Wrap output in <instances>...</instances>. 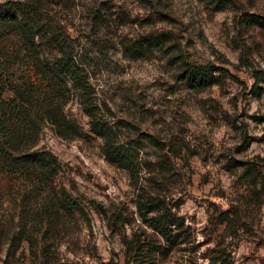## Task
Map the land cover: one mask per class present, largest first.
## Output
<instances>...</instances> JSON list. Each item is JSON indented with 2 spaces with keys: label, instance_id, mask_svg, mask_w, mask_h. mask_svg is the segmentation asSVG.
Returning <instances> with one entry per match:
<instances>
[{
  "label": "rangeland",
  "instance_id": "374dc122",
  "mask_svg": "<svg viewBox=\"0 0 264 264\" xmlns=\"http://www.w3.org/2000/svg\"><path fill=\"white\" fill-rule=\"evenodd\" d=\"M41 1L82 77L61 81L79 134L43 128L49 186L0 168V264H264V0Z\"/></svg>",
  "mask_w": 264,
  "mask_h": 264
},
{
  "label": "trees",
  "instance_id": "16d2710c",
  "mask_svg": "<svg viewBox=\"0 0 264 264\" xmlns=\"http://www.w3.org/2000/svg\"><path fill=\"white\" fill-rule=\"evenodd\" d=\"M44 5L41 0L0 2V168L7 172L41 169L39 186L45 187L54 181L59 163L50 150L37 147L42 130L50 125L63 138L79 134L65 112L67 99L61 81L82 82V77L63 34L55 31L45 15ZM246 20L264 24L255 16ZM188 77L199 87L208 86L214 78L202 67ZM85 104L91 128L104 138L108 155L123 163L124 156L116 151L109 126L92 105ZM62 197L70 208H79L68 195ZM151 221L167 238L171 225L177 224L168 213Z\"/></svg>",
  "mask_w": 264,
  "mask_h": 264
}]
</instances>
